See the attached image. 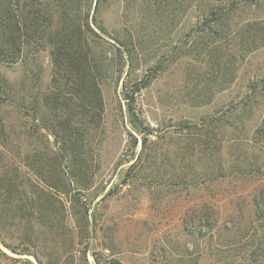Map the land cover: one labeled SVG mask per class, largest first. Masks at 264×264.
Returning <instances> with one entry per match:
<instances>
[{
    "label": "rangeland",
    "instance_id": "374dc122",
    "mask_svg": "<svg viewBox=\"0 0 264 264\" xmlns=\"http://www.w3.org/2000/svg\"><path fill=\"white\" fill-rule=\"evenodd\" d=\"M96 1H12L41 25L0 63V264L241 263L264 191V0L211 31L230 0Z\"/></svg>",
    "mask_w": 264,
    "mask_h": 264
},
{
    "label": "trees",
    "instance_id": "16d2710c",
    "mask_svg": "<svg viewBox=\"0 0 264 264\" xmlns=\"http://www.w3.org/2000/svg\"><path fill=\"white\" fill-rule=\"evenodd\" d=\"M12 1L13 0H0V63L7 62H15L16 59L21 55L22 53V47L25 45L26 38V32L33 28V26L37 23L38 28L40 27L41 23L38 22L39 20L36 18H30L28 19L26 15L17 14V8L12 7ZM48 2L49 0H44ZM241 0H230L229 4L225 6H221L217 9L215 7L213 8H207V13L205 18H211V23L208 24V30L211 31L212 26L218 24L220 21L223 20L224 17H226L227 14H231L235 12L236 4L239 3ZM246 2H250L249 4L256 3L259 5V2H253L254 0H244ZM97 6L99 4L98 0L96 1ZM235 8V9H234ZM22 17V18H21ZM213 23V24H212ZM36 46H39L38 44ZM6 83V82H5ZM261 84L260 90L264 91V77L260 78V80H255V82L252 83L251 86V92H255L253 94V97H255L258 92H256V87ZM144 87V86H142ZM141 88H137L135 90L136 92L139 91ZM135 91L127 92L125 89V100L133 101ZM8 91L0 87V97L3 94H7ZM258 96V95H257ZM3 97V96H2ZM260 97V96H259ZM247 98V99H246ZM250 98V97H249ZM248 97L243 98L242 101H240L239 106H241L240 109L238 107H233L230 109V112L237 113L239 112H250V109L256 105V102L254 100L249 99ZM5 99H13L11 96H5ZM253 99V98H252ZM128 112L132 117L134 115L132 107L128 105ZM228 110L224 113L226 114ZM131 123L133 125L137 126V123L135 120H131ZM240 131L244 128L243 123L240 124ZM261 129H264V126L261 127ZM146 137H143L142 144L143 146L146 143ZM251 168L244 170L248 171L250 174L252 173H261V168L257 167L255 170H253L252 165H250ZM232 167L226 166L224 168H220V176H226L228 175V171L231 170ZM237 169V168H236ZM237 173H244L243 171L240 172L239 169L236 171ZM264 175V170L262 171ZM254 209H255V216L254 221L252 223V230L249 232L250 235H247V237L240 241V246L238 249H241V251L244 253V256L242 257L241 263L238 264H264V191H260L255 197H254ZM242 248H248V253L245 251V249ZM243 255V254H242ZM38 264H42L39 262Z\"/></svg>",
    "mask_w": 264,
    "mask_h": 264
}]
</instances>
